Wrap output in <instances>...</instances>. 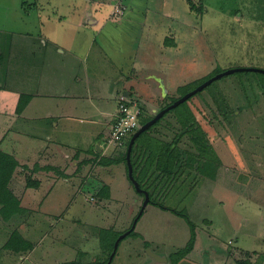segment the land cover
Listing matches in <instances>:
<instances>
[{
	"label": "rangeland",
	"instance_id": "obj_1",
	"mask_svg": "<svg viewBox=\"0 0 264 264\" xmlns=\"http://www.w3.org/2000/svg\"><path fill=\"white\" fill-rule=\"evenodd\" d=\"M73 48L105 51L112 64L98 68L93 56L90 76L92 70V79L105 71L115 76L119 96L136 100L144 109L142 122L222 72L264 69V0H0V83L6 78L19 93L26 87L31 92L42 89L33 96L35 116L28 119L27 129L23 117L22 124L19 118L8 124L0 120V147L14 151L6 146L13 144L21 158L23 147L37 157L30 146L34 142L38 151L46 145L53 148L45 132L56 127L47 109L57 100L46 94L56 93L59 84L70 88L78 83L76 77L85 79V64L70 53ZM5 96L6 104L21 115L20 102L29 96L15 99L10 87ZM89 121L61 122L76 130L73 144L100 151L97 144L105 143L101 135L92 142L87 135L105 130ZM144 132L132 153L134 176L153 200L170 209L151 201L144 207L147 197L129 176L125 143L133 135L120 147L109 144L105 154L93 153L88 172L92 169L99 181L106 177L112 192L110 198L103 197L110 187L97 183L87 198L94 206L86 211L72 208L75 193L69 194L71 186L54 165L18 159L5 187L17 206L22 198L29 206L6 216L0 203V264H264V72L225 74ZM197 134L202 152L192 139ZM175 141L180 161L171 174L161 172L168 164L162 161L163 170L158 168L150 154ZM62 151L64 155L67 149ZM102 156L109 165L101 168V178L95 168ZM203 165L214 176L198 168ZM136 219V227L120 240L112 257L116 240ZM188 219L196 242L182 255L191 239ZM22 235L33 242L28 250L9 246L11 241L21 245ZM149 250L167 260L154 262Z\"/></svg>",
	"mask_w": 264,
	"mask_h": 264
},
{
	"label": "crops",
	"instance_id": "obj_2",
	"mask_svg": "<svg viewBox=\"0 0 264 264\" xmlns=\"http://www.w3.org/2000/svg\"><path fill=\"white\" fill-rule=\"evenodd\" d=\"M94 52H92V49H88L86 50V52L80 51V49L78 48L71 49L70 53L73 54L79 60H81L82 64H85L84 67L82 68L84 71L85 79L83 80V78L81 79V77H76L78 83L75 85H71L70 88H67L65 84L61 88L59 84V86H57V88L55 89L56 93H51V92L50 93L48 92V94L45 93L47 96H56V100H57L55 101L53 108L47 109V111H49L50 113L49 114L50 121L52 125H55L56 127L54 129L52 128V130L45 132L46 138L49 140L47 141V143L52 144L53 148L48 149V145H46V148L44 149L41 148L38 151V145L34 142L30 146L38 152L37 157L36 156L32 157L31 155L32 153H25L24 152L25 147H23L22 154H21L23 155V158H21L20 156H17L18 149H16L13 144H10L9 142H7L6 146H10V147L13 146L15 149V150L13 149L14 151H6L3 147H0L1 151L4 154H7L10 158H12L13 159L12 161L15 164L18 159H22L28 162L30 159L36 158L37 161H43L44 163H49L51 165H54V169L56 173L60 174V176H63L61 178L64 179L65 182H67L66 183L67 186L68 185L71 186V193L69 192V194L73 195L75 193L74 195L76 198L74 202L76 203V205L74 206V204H72L73 206L72 208L75 207V209H78V207H80L85 211L87 207L91 208L92 206H94V205H88L89 200L87 202V198L91 196L92 190L95 189L94 186H96L97 183L99 186L103 184L104 185L103 189H105L106 186L110 187L109 192L107 194L105 193V196L103 197L108 196V198H110V195L112 192V185L104 183V181L106 182L105 180L106 177H104L103 181H99V179H96L95 177H93L94 173L92 174V171H93L92 169L90 172H88V167L92 164L90 162L92 160L94 152L96 154H102L104 151V154H105L108 151V149L112 147V145L108 146V142L106 141L105 136L107 134L109 135L112 122H113V117L117 114L115 112H118L119 101L121 98V96H119L118 90L115 85V82H116L114 79L115 76H110L109 72L105 71L104 74L97 73V78L92 79V75H96L95 70H92L91 76H90L89 69L91 68L90 63H92V60H94L92 59L93 56H97V58H95V64L98 68H102V65H104V63H107L108 65L112 64L111 59H109L108 56L104 54L105 51H102L101 48H99L96 51L99 54V56L96 54V52L95 53ZM103 59H104V62H103ZM123 78L125 77L123 76ZM3 81H4L3 83L2 82L0 83V120H2V123H4L5 121L6 124H8L11 119H15L17 121L19 118L20 123L22 124V117H23L26 121H25V124H23L22 126H25L27 129L28 119L32 117V115L35 116L36 103L34 101L33 96H35L34 94H39L42 89L40 88L34 92H31L30 91L31 89L26 87L23 90H27V91L25 92L22 91L19 93L18 91H15L14 89H12L13 87H11L10 85H7L6 78ZM9 87L12 90V93L16 95V96H13L15 97V99L17 96H22V94H26V96H29V99L26 100L24 104L20 102L19 112L21 113V115L16 114V110H14L15 109L14 107L8 106V104H6L9 101V97L5 95H7ZM22 97H21V100H22ZM79 118L80 119L82 118L90 119L89 123H92L90 124L91 127L95 126L99 128L101 125L104 128L105 132L101 133L100 131H91L87 135V138L91 139L90 142H92V140L95 139L94 136H96L97 134L101 135L100 138H102L105 141V143L97 144L98 145L97 147L99 148L100 151L95 150L93 146L91 145L80 144L81 146H77L76 144H73L71 134L76 130L73 129L72 125L70 128H67L66 125H64L61 121L64 120L66 122H69L71 120L75 121V119H79ZM98 122H100V124H97ZM61 129L64 131V136L58 135V130H61ZM9 130L7 131V135H8ZM84 133L85 132H82V136ZM29 140L30 138H27L26 144ZM1 142H0V145L2 144ZM64 145L68 147L64 148ZM117 147H120V146H117ZM62 149H67L64 155H63ZM98 162L96 163H97V166H99V169L97 168L95 169L98 172L97 175L101 176L102 178L103 173L105 172V171L102 172V169L106 170L107 166L109 165V162L107 158L103 156L102 158L100 157V159L98 158ZM38 177L39 179L41 178L40 176ZM81 180L84 181L82 182V184H81ZM95 180L97 182H93ZM52 181L51 183L49 182L47 184V185L50 184L48 187H50L53 184ZM78 181L80 182L78 183ZM39 186L41 185H37V187H32V189H38ZM65 189L63 191H65ZM52 191H53V187L49 189V191L46 192L45 196H49L52 193ZM102 191L104 192V190ZM104 200L105 199H102V201L99 202L101 204L100 205L97 204V205H99V207H102V208L105 207ZM15 202H17V200ZM91 203H93V201H91ZM19 205L17 206L19 207L18 208L19 212H24V207L29 206V205L25 206L26 204L23 198L20 200ZM60 208L61 206L59 207V209ZM22 237L26 238L25 235H22ZM32 245H33V242L31 243V246ZM76 260L77 259H75V261ZM58 261L60 263L62 260H58ZM65 263H67V261ZM90 263L93 264V262H90Z\"/></svg>",
	"mask_w": 264,
	"mask_h": 264
},
{
	"label": "trees",
	"instance_id": "obj_3",
	"mask_svg": "<svg viewBox=\"0 0 264 264\" xmlns=\"http://www.w3.org/2000/svg\"><path fill=\"white\" fill-rule=\"evenodd\" d=\"M158 77H160V76H158ZM158 84H160V82H158ZM160 88L163 89L162 87H160ZM166 106H168V105H165L163 108H165ZM141 117H140V119H141ZM148 120H150V118H147V119L144 118V120L141 123L144 124ZM159 120L156 123H158ZM192 139L194 140V143L196 144V146L199 148L200 152H202L203 144H202L200 135H198V134L196 136L192 135ZM127 140H129V139L127 138ZM136 141H137V139H136ZM136 141H135V143H136ZM128 143L129 142H127L126 144L128 145ZM135 143H134V146H135ZM176 145H177L176 141L172 142V143H164L162 148H161L162 150L160 152H158L157 155L155 154L154 150L151 152L150 158H153V159L157 158L158 168H162V170H163V167L160 164L162 161H166L165 164H163L165 166H166V163L168 164V166H169V164H170V166L172 165V167H168V166H167L168 168L165 167L166 170L164 169V171H161V172H165L166 171V173L171 174L172 171H173V168L175 167V164L180 161L182 153H181V151L179 150V148ZM134 146H133L132 153L134 151ZM0 156L2 158L7 159V161L1 160V162H0V168H1L0 203L4 204V208L3 209H6V211H7V212H5L6 216H10L12 213H15L16 211H18V207H17V205H15V203H13V201H16V198L13 195L12 191H9L7 189V187H5V186H6L7 182H8V180H9V177L12 175L11 171H12L15 163H13V161H12L13 159L12 158H10L7 154H4L2 151H0ZM152 156H154V157H152ZM153 159L151 161H154ZM133 166H134V164H133ZM134 168H135V166H134ZM198 168L201 171H203V172H205V173H207L209 175L213 174V176H214V171L213 172H206V170L204 168V165H203V167L199 166ZM145 175H146V172L142 174V176H145ZM139 181L141 182V178H140ZM34 184L36 185V182H34ZM150 199H151V202H153V203H155L157 205H161L164 208H167V206L163 205L162 203L153 200L151 195H150ZM8 208H12V210L8 211ZM167 209H170V207H168ZM173 210L175 212L179 213V214L185 215V213L180 212L179 210H176V209H173ZM185 217L188 218L187 215H185ZM189 222L191 224L190 228H191V231H192L191 239H190L188 245L186 246L185 250H181V254L182 255H185L186 253H188L195 246V242H196V232H195L194 224L190 220H189ZM20 241H21V245L13 246L15 244L11 241L9 246L14 247V248L19 249V250H21V249L24 250V249H27L29 246H31V243H32L31 240H29L27 238H24L22 236H21ZM18 242H19V240H18ZM11 244H13V245H11Z\"/></svg>",
	"mask_w": 264,
	"mask_h": 264
},
{
	"label": "water",
	"instance_id": "obj_4",
	"mask_svg": "<svg viewBox=\"0 0 264 264\" xmlns=\"http://www.w3.org/2000/svg\"><path fill=\"white\" fill-rule=\"evenodd\" d=\"M260 70L262 72H264V69H259V68H254V67H250V68H234V69H229L225 72H222L212 78H210L209 80H207L206 82H204L203 84H201L199 87H197L196 89L192 90L191 92L187 93L185 96L177 99L176 101H174L173 103L169 104L168 106H166L165 108L161 109L153 118H151L150 120H148L147 122H145L144 124H142L140 126V128L133 134L129 145H128V151H127V160H128V166H129V176L130 178L133 180V182L136 184V187L138 188V190H140L141 192H143L147 199L144 203V207L148 204V202L150 201V193L148 190L143 189L141 186V182L139 180H137L134 176V166H133V161H132V150H133V146L134 143L136 141V139L138 138V136H140V134H142L144 131H146L148 128H150L153 124H155L167 111H169L171 108L177 106L179 103L185 101L188 97H190L191 95H193L194 93H196L197 91L203 89L204 87H206L207 85H209L212 81H214L215 79L225 75V74H229L232 73L234 71H238V70ZM162 84V83H161ZM163 86V84H162ZM167 91V90H166ZM165 91V92H166ZM136 223H137V219L135 220L134 224L132 225V227L127 230L125 233H123L121 236L118 237V239L116 240L115 243V251L112 255V257L114 256V254L116 253V250L118 248L119 242L120 240L125 237L126 235H128L132 230H134V228L136 227ZM152 258L154 259V262L157 261H166L167 258L165 256H160L158 254H156L155 252L149 250ZM111 257V258H112Z\"/></svg>",
	"mask_w": 264,
	"mask_h": 264
},
{
	"label": "built area",
	"instance_id": "obj_5",
	"mask_svg": "<svg viewBox=\"0 0 264 264\" xmlns=\"http://www.w3.org/2000/svg\"><path fill=\"white\" fill-rule=\"evenodd\" d=\"M143 114L144 109L139 102L132 98L121 96L118 112L113 117L111 130L107 136L108 145H123L127 138L140 128V117Z\"/></svg>",
	"mask_w": 264,
	"mask_h": 264
},
{
	"label": "flooded vegetation",
	"instance_id": "obj_6",
	"mask_svg": "<svg viewBox=\"0 0 264 264\" xmlns=\"http://www.w3.org/2000/svg\"><path fill=\"white\" fill-rule=\"evenodd\" d=\"M146 190H148V189H146ZM148 191H149V190H148ZM149 193H150V191H149ZM144 195H145V194H144ZM150 195H151V193H150ZM150 201H151V199H150ZM150 201H149V202H150ZM132 231H133V230H132ZM132 231H131V232H132Z\"/></svg>",
	"mask_w": 264,
	"mask_h": 264
}]
</instances>
